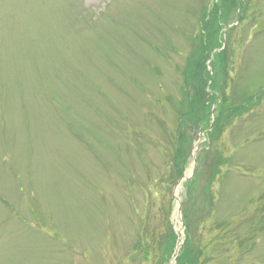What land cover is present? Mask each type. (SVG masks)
<instances>
[{
	"label": "rangeland",
	"instance_id": "374dc122",
	"mask_svg": "<svg viewBox=\"0 0 264 264\" xmlns=\"http://www.w3.org/2000/svg\"><path fill=\"white\" fill-rule=\"evenodd\" d=\"M237 4L0 0V264H160L171 233L192 264H264V0ZM216 6L206 71L245 107L183 159L185 58Z\"/></svg>",
	"mask_w": 264,
	"mask_h": 264
},
{
	"label": "trees",
	"instance_id": "16d2710c",
	"mask_svg": "<svg viewBox=\"0 0 264 264\" xmlns=\"http://www.w3.org/2000/svg\"><path fill=\"white\" fill-rule=\"evenodd\" d=\"M224 2L234 5V3L237 4V2H240L241 4L242 0H224ZM240 4H237L238 9L242 8ZM203 11L204 10L202 9L200 13L202 14ZM208 16L210 17V20L208 19L209 21H204L203 18L201 20V33L192 38L191 50L188 56H186L185 58V65L182 72V76L184 75L186 79L182 84V87L180 88V92L183 95V99L179 103L181 105L182 112L180 113V115H178L177 126L175 130L177 141L175 143L176 146L174 145V147L175 155L176 150H180L183 152V159L185 146L190 144V141L192 140V133L194 131L202 130V132L206 134L208 140L210 141L212 137L215 136L214 138H216L219 136V134H221L222 126L224 125V123H226V120L229 121L231 119V114H237L245 107L244 105H240L238 107H233L232 110L229 109L230 111L224 109L226 103L218 96L216 90V76L215 74H213V62L210 63L212 75L208 71H206L205 63L208 60L212 46L214 45V42L219 35L221 22L220 20L222 18V16L218 14L217 6L215 10H213L212 14H208ZM210 22L212 23V25L208 24ZM223 54L224 51L215 53L216 59L217 57L221 58ZM187 79L192 82V87L189 86V81ZM213 105H215L216 108L212 111L213 122L212 126H210V122L212 119L211 109ZM225 110V113L227 114L223 116L224 120H221V114L219 113H223ZM189 122H191V124H189ZM201 126L203 127L201 128ZM186 130L187 132H189L190 136H187L188 142L182 145V143L184 142L183 138ZM180 151L177 152L179 156L181 155L179 153ZM183 159L181 161L184 163L185 160L183 161ZM172 163V166L175 168L174 179L175 181H177L182 175V163H175V159L174 161H172ZM223 163L224 160L220 159L217 164L219 166ZM215 175L216 172L214 171L212 177L209 180V183L213 182ZM186 184H188V189L190 183L186 182ZM210 194L211 193H209L207 190L204 198L207 203L212 198ZM171 240H173L172 233L169 236L168 243L171 242ZM168 243L164 248L165 252L161 257L160 264H166L168 258L173 252V242L171 243V246H169ZM186 243L187 242H185L178 251V256L176 258L175 264H192L193 259H190L191 257L188 254Z\"/></svg>",
	"mask_w": 264,
	"mask_h": 264
},
{
	"label": "water",
	"instance_id": "95a60500",
	"mask_svg": "<svg viewBox=\"0 0 264 264\" xmlns=\"http://www.w3.org/2000/svg\"><path fill=\"white\" fill-rule=\"evenodd\" d=\"M193 160H194V158H193ZM193 162H194V161H193ZM193 171H194V163H193V166H192V170H191V174H190V176L193 174ZM187 179H188V177H182V178L178 181V184H180L182 181H186ZM175 200H176V202L178 203V199H177V197H175ZM177 252H178V246H176V247L174 248V251H173V254H172V257H171V260H170L169 264H172V263L175 262V259H176V256H177Z\"/></svg>",
	"mask_w": 264,
	"mask_h": 264
},
{
	"label": "bare ground",
	"instance_id": "6f19581e",
	"mask_svg": "<svg viewBox=\"0 0 264 264\" xmlns=\"http://www.w3.org/2000/svg\"><path fill=\"white\" fill-rule=\"evenodd\" d=\"M178 192H179V187H177L176 190H175V196L178 195Z\"/></svg>",
	"mask_w": 264,
	"mask_h": 264
}]
</instances>
